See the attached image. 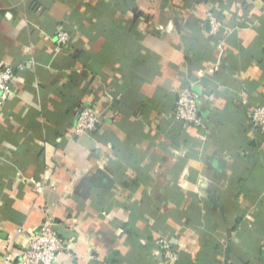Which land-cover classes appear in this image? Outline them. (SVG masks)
Segmentation results:
<instances>
[{"label":"crops","instance_id":"0c3cea01","mask_svg":"<svg viewBox=\"0 0 264 264\" xmlns=\"http://www.w3.org/2000/svg\"><path fill=\"white\" fill-rule=\"evenodd\" d=\"M8 63L0 264L47 219L66 230L60 264H163L159 233L178 264H264V132L247 114L264 104V0H0ZM189 87L202 127L172 116ZM85 105L102 123L74 136Z\"/></svg>","mask_w":264,"mask_h":264},{"label":"built area","instance_id":"2783aa9c","mask_svg":"<svg viewBox=\"0 0 264 264\" xmlns=\"http://www.w3.org/2000/svg\"><path fill=\"white\" fill-rule=\"evenodd\" d=\"M204 26L210 35H215L222 29L220 18L211 10L206 13ZM57 48L66 47L70 34L66 30H58L55 34ZM22 68V66H19ZM16 68L6 64L0 69V106L12 95H15L13 81ZM200 94L193 87L178 90L177 100L172 111L173 119L184 127H202V119L198 110ZM250 128L253 131L264 132V104L253 106L247 110ZM102 123V113L92 106H82L76 115L72 135L80 136L98 129ZM36 190L41 192L40 184ZM59 223L47 219L36 230L31 232L19 252L17 264H60L59 258L67 248L66 241L58 234L56 226ZM159 255L163 264H178V248L165 233H159L156 239Z\"/></svg>","mask_w":264,"mask_h":264},{"label":"water","instance_id":"95a60500","mask_svg":"<svg viewBox=\"0 0 264 264\" xmlns=\"http://www.w3.org/2000/svg\"><path fill=\"white\" fill-rule=\"evenodd\" d=\"M56 230H57L59 235H64L65 234L64 232H66V230H65L63 225H57L56 226ZM64 236H66V235H64Z\"/></svg>","mask_w":264,"mask_h":264}]
</instances>
